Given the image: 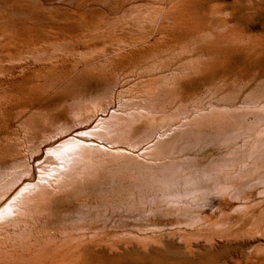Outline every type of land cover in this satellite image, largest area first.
Masks as SVG:
<instances>
[{
  "label": "bare ground",
  "instance_id": "obj_1",
  "mask_svg": "<svg viewBox=\"0 0 264 264\" xmlns=\"http://www.w3.org/2000/svg\"><path fill=\"white\" fill-rule=\"evenodd\" d=\"M264 0H0V264H264Z\"/></svg>",
  "mask_w": 264,
  "mask_h": 264
},
{
  "label": "rangeland",
  "instance_id": "obj_2",
  "mask_svg": "<svg viewBox=\"0 0 264 264\" xmlns=\"http://www.w3.org/2000/svg\"><path fill=\"white\" fill-rule=\"evenodd\" d=\"M255 13L251 20V28L255 31L264 32V2H255ZM260 69L264 72V61L259 64Z\"/></svg>",
  "mask_w": 264,
  "mask_h": 264
}]
</instances>
